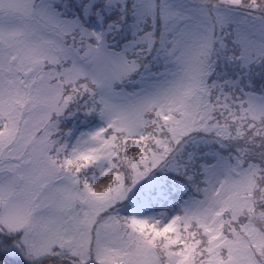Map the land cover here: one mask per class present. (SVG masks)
<instances>
[{
    "label": "snow or ice",
    "instance_id": "6c2138e0",
    "mask_svg": "<svg viewBox=\"0 0 264 264\" xmlns=\"http://www.w3.org/2000/svg\"><path fill=\"white\" fill-rule=\"evenodd\" d=\"M0 264H264V0H0Z\"/></svg>",
    "mask_w": 264,
    "mask_h": 264
}]
</instances>
